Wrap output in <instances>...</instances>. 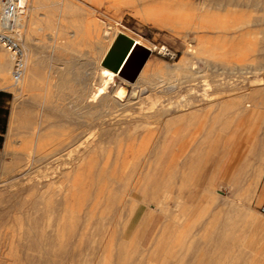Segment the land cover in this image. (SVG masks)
<instances>
[{"label":"rangeland","instance_id":"374dc122","mask_svg":"<svg viewBox=\"0 0 264 264\" xmlns=\"http://www.w3.org/2000/svg\"><path fill=\"white\" fill-rule=\"evenodd\" d=\"M217 1H20L28 7L22 14L23 28L18 30L21 44L27 35L41 63L37 79L21 93L12 86H0V264H103L104 253L109 255L104 264H115L116 257L104 247L112 240L113 244L153 242L154 237L146 236L144 229L151 221L155 228L170 233L163 247L176 241L173 244L191 248L219 237L222 224L227 225L230 218L238 221V214L231 215L235 206L255 213L249 215V221L253 217L264 223V215L258 211L264 197V0H223L226 4L221 10L215 6ZM216 25L224 26V45L214 50L217 33L211 26ZM116 27L151 49L145 62L148 66L133 83L112 76L104 95L90 102L88 95L102 80L99 59L108 43L103 30ZM22 50L25 56L23 45ZM0 51L10 56L1 45ZM207 59L210 66L205 64ZM9 71L11 68L6 72L7 85L12 83ZM216 79L220 84L213 81ZM240 94L247 96L244 102L254 101L243 113L234 107ZM165 105L176 112L165 110ZM154 112L161 122L155 121ZM188 117L194 122L191 126ZM75 122L83 130L100 123L94 137L99 143L84 151L83 157L91 159L84 163L85 176L89 167L91 171L82 182V191L72 187L71 177L59 174L68 166L57 164L58 169L52 165L63 159L64 152L52 145L51 132L60 138ZM188 128L196 140L193 149L192 143L186 146L175 170L160 168L163 153L173 147V132H183V136ZM145 132L147 137L152 135L156 148L145 176L142 178L144 160L131 155L128 172L114 173L113 165L125 147L131 142L137 145ZM53 172L59 174L55 179ZM134 202L138 209L129 206ZM64 219V227L53 232L51 222ZM120 226L131 235L119 237ZM175 231L179 235L171 237ZM238 231L234 236L239 235L240 241L236 249L232 247L237 260L233 258L232 263L264 264V229L252 225L242 239ZM51 232L55 248L42 237ZM135 232L142 238H134ZM215 249L205 246L200 257L220 258L213 254ZM241 249L243 254L238 257ZM176 254L170 256L172 261L168 256L152 260L147 252L134 254L129 264H161L160 259L162 264H166L163 260L183 264Z\"/></svg>","mask_w":264,"mask_h":264},{"label":"bare ground","instance_id":"6f19581e","mask_svg":"<svg viewBox=\"0 0 264 264\" xmlns=\"http://www.w3.org/2000/svg\"><path fill=\"white\" fill-rule=\"evenodd\" d=\"M18 1H21V0H18ZM40 1H42V0H40ZM253 1V0H252ZM36 2H37V0H36ZM203 2H204V0H203ZM38 3V5H42V6H44V3L43 2H37ZM37 3H35V4H37ZM42 3V4H41ZM46 3V2H45ZM256 3L257 4H260V2H257L256 1ZM226 3H224V1L223 0H219V1H217V3H216V5L215 6H217V8L219 9V10H221L223 7H224V5H225ZM25 5V4H24ZM27 5V4H26ZM36 6V7H38V8H40V6ZM254 5V4H253ZM204 6H206L205 4H204ZM28 7H26L25 6V9H27ZM37 9V8H36ZM152 11H154L155 9L154 8H152L151 9ZM155 11H157V10H155ZM25 14V13H24ZM23 14V15H24ZM23 15H19L17 18H16V24H17V28H18V30H21L22 28H23V22H22V18H23ZM51 17V16H50ZM220 20V19H219ZM24 21V20H23ZM214 22V21H213ZM50 23V22H49ZM222 24V23H221ZM208 28H210V26L208 27ZM211 29L212 30H214L217 34H216V37H215V39L217 40H215V43H214V45H213V49L214 50H217V49H219L220 47H222L223 45H224V41L221 39V34L224 32V26L223 25H216V26H211ZM2 30V28H1V23H0V31ZM17 30V35L19 36V38H20V34H18V31ZM111 31H113L112 33H111ZM120 34H124L125 35V33L122 31V30H120V29H118L117 27L116 28H114L113 30H112V28H107V29H104L103 30V36H104V38H107L108 39V43H107V45H106V47L104 48V51H103V54H102V56L100 57V59H99V63H101V65H100V71H101V76H102V80H101V83H99V84H97L96 86H94V88H93V90L91 91V93H90V95H88V98H89V101L90 102H96L99 98H101L103 95H104V93H105V91H107L106 89H107V85H108V82L110 81V79L112 78V76H114V75H118L120 78H122V79H124V80H126L127 82H129V83H133L136 79H137V77H140V76H142L143 74H144V72L146 71V68H147V66H148V64L146 63H144L145 65H143L142 66V68L140 69V71H139V73H138V75H137V77L133 80V81H129V80H127L126 78H124L123 76H121V75H119V73H117V72H115L114 70H112L111 68H109L108 67V63L106 62V61H104V58H105V56H106V54H107V52H108V50H109V48L111 47V45L113 44V42H114V40L120 35ZM127 36V35H126ZM22 37V36H21ZM129 37V36H128ZM21 39V38H20ZM133 39V38H132ZM200 39V38H199ZM23 40V39H22ZM40 40V39H39ZM39 40H37V41H39ZM135 42H137V43H139L136 39H133ZM203 40V39H202ZM221 40V41H220ZM36 41V42H37ZM40 41H42L43 42V40H40ZM206 41V40H205ZM209 41V40H208ZM210 42V41H209ZM141 43V42H140ZM22 45H23V47H24V50H25V56L23 55V61H24V71H23V74H22V77L17 81V82H14L13 81V79H12V75H11V79H12V83L11 84H6V83H8V79H6V76H8V74H6V72L8 71V70H10V68H11V72H12V66H13V60H14V56H13V54L9 51V53H10V56L9 55H5V53L3 54V53H0V86H5V87H10V86H12L13 88H14V90L15 91H17V90H20V93L22 92V91H24V90H26L27 88H29V86H30V84H32V82H33V80H35V79H37V73H38V67H39V64L41 63V60L40 59H37L36 57H39V56H35V51L33 50V48H32V44H31V42H30V38L26 35V37H25V39L23 40V42H22V44H21V48H22ZM143 46H144V44H142ZM2 46V45H1ZM211 46V48H212V45H210ZM34 47V46H33ZM145 47H146V45H145ZM5 48V47H4ZM147 48V47H146ZM200 48V47H199ZM34 49H36V48H34ZM148 49H149V47H148ZM5 50H6V48H5ZM8 50V49H7ZM23 51V50H22ZM38 51V50H37ZM150 51H151V49H150ZM198 51V50H197ZM1 52V51H0ZM8 53V52H7ZM38 52H36V54H37ZM196 55V54H195ZM104 57V58H103ZM191 60V59H190ZM146 62V61H145ZM205 64H206V66H210L209 65V60L207 59V60H205ZM147 65V66H146ZM195 65V64H194ZM10 72V71H9ZM10 72V73H11ZM48 72H49V69H48ZM8 73V72H7ZM6 74V75H5ZM49 74V73H48ZM168 81V80H167ZM215 83H218L219 81H221L220 79H216V80H213ZM45 83V82H44ZM218 84H220V83H218ZM37 89V88H36ZM119 89V88H118ZM13 90V89H12ZM51 91V90H50ZM164 91V90H163ZM173 91V90H172ZM171 91V92H172ZM247 91V90H246ZM52 92V91H51ZM87 94V93H86ZM170 94H172V93H170ZM118 95L119 96H122V92L121 91H119L118 92ZM165 95V94H164ZM163 95V96H164ZM241 95V94H240ZM49 96V95H48ZM247 97V96H246ZM246 97L245 98H243V96L241 95V96H239V100L236 102V106H234V107H236L237 109H238V111L240 110V111H242V110H244V112L246 111V108L247 107H249V106H254V101L252 102L251 100H248V101H246L245 100V102L243 101V99H246ZM38 98V97H37ZM251 98V97H250ZM51 99V98H50ZM249 99V98H248ZM48 100V99H47ZM195 102V101H194ZM187 103V102H186ZM241 103H244V105H241ZM52 104V103H51ZM54 104V103H53ZM188 104H190V102H188ZM192 104V103H191ZM170 105V104H169ZM168 105V106H169ZM179 105L180 104H178V108H179ZM183 105V104H182ZM184 105L186 106V104L184 103ZM35 106V105H34ZM57 106V105H56ZM166 106V108L165 107H163V110H164V108H165V110H170V111H173V112H176V110L175 109H169V107L167 106V105H165ZM176 106V105H175ZM188 106H190V105H188ZM192 106V105H191ZM197 106V105H196ZM203 106V105H202ZM36 107V106H35ZM193 107H194V105H193ZM199 107H201V105L199 106ZM181 108V107H180ZM192 108V107H191ZM203 108V107H202ZM235 108V109H236ZM160 109H162V108H160ZM183 109V108H182ZM199 109H201V108H199ZM198 109V110H199ZM164 110V111H165ZM202 110V109H201ZM237 111V112H238ZM158 112H160V111H158ZM157 112V113H158ZM168 112V111H167ZM199 112V111H198ZM204 112V111H203ZM52 113V112H51ZM165 113H166V111H165ZM242 113H243V111H242ZM154 114H155V112H154ZM153 113H152V115H154ZM160 114H162V113H160ZM167 114V113H166ZM191 114V113H190ZM194 114V113H193ZM234 114V113H233ZM241 114V113H240ZM247 114V113H246ZM115 115V114H114ZM152 115H151V117H152ZM157 114H155V118L157 117L156 116ZM170 115V114H169ZM172 115V114H171ZM170 115V116H171ZM167 116V115H166ZM244 116V115H243ZM105 117V116H104ZM169 117V116H168ZM43 118V117H42ZM165 118V117H164ZM167 118V117H166ZM46 119H48V118H46ZM157 119V118H156ZM188 119V121H189V124H190V126L191 125H193L192 123H194V122H192V119L190 118V117H188L187 118ZM68 120V119H67ZM162 120V119H161ZM217 120V119H216ZM117 121V120H116ZM155 121H158V119L157 120H155ZM160 121V120H159ZM158 121V122H159ZM195 121V120H194ZM161 122V121H160ZM12 123H13V119L11 120V125H12ZM62 123V122H61ZM206 123H209V122H206ZM99 124L100 123H97V124H94V125H89L90 127L87 129V130H83L82 128H81V126H80V124L78 123V122H75L72 126H68V128H67V131L65 132V133H62V136L60 137V138H57L56 136H57V134L54 132V131H52L51 132V143H52V145H54V146H57V145H59V147H60V150H63L62 152H60V153H63L62 154V156H63V159H61V160H59V162L61 163H58V160L56 161V163L54 164L53 162V164L52 165H56L57 166V164H59V165H61L60 167L62 168V165L64 166V167H66V166H68V167H66L65 169H61V170H59V174L61 175V177H71V185H72V187H74V189L75 190H80V191H82V182H83V180H84V178L85 177H89V175H90V167L88 168V170H87V176H85V173H84V163H86L87 162V164L88 163H90V161H91V159L89 158V159H85V157H83L84 156V153L87 151V150H89V149H91L93 146H95L97 143H99V139L97 138V139H94V137H95V135H96V130H97V126H99ZM103 124V123H102ZM116 124H117V122H116ZM156 124V123H155ZM160 124V123H159ZM210 124V123H209ZM157 125V124H156ZM206 125V124H205ZM219 125H220V122H219ZM100 127V126H99ZM168 127V126H167ZM166 127V128H167ZM224 127V126H223ZM149 128V127H148ZM206 129V128H205ZM212 129V128H211ZM205 132H206V130H204ZM203 131V132H204ZM165 132V131H164ZM169 133V132H168ZM182 133L183 132H177V131H174L173 132V137H174V143H173V147H170L169 149H167L164 153H163V156H162V162H161V165H160V168H163V167H166L167 168V170L169 169L170 171H173V170H175L176 168V165L178 164V157H179V155H180V153L181 152H183L184 150H185V148H186V146H188L189 145V143H192L191 144V149H193V146H194V144L196 143V140H195V137L193 136V134H194V132L190 129V128H188V131H185L184 132V134H183V136H182ZM202 134V133H201ZM98 135V134H97ZM96 135V136H97ZM107 135V134H106ZM111 135V134H110ZM161 135H162V133H161ZM160 135V136H161ZM200 135V134H199ZM130 138V137H129ZM151 139H152V135H151V137H150V134L148 135V137H147V132H145V134L141 137V139L139 140V142L137 143V145H131L132 144V142H131V144L130 145H127L126 147H125V149H124V151H123V153L121 154V155H119V157H118V159H117V161L115 162V164L113 165V168H112V171L114 172V173H118L119 175H124V174H126L127 172H128V169H129V167H128V164L129 165H131L132 164V162L130 163L129 162V160H128V156H132L133 157V159H142V160H144L143 162H145L144 164L146 165L145 166V168H144V172H143V174H142V178L145 176V174H146V171H147V169L149 168V165H150V162H152V158H154V156L156 155V148H155V145L151 142ZM155 139V138H154ZM153 139V140H154ZM197 139V138H196ZM199 139V138H198ZM156 140H157V138H156ZM164 140V139H163ZM128 141H130V140H128ZM158 142V141H157ZM130 143V142H129ZM149 143H151V145H149ZM127 144H128V142H127ZM178 145L177 146V148L175 149V147H174V145ZM121 145V144H120ZM157 145V144H156ZM122 146V145H121ZM160 146V145H159ZM158 147V146H157ZM7 148V147H6ZM50 148H52V147H50ZM62 148V149H61ZM86 150V151H85ZM159 150V149H158ZM56 150H55V148H54V152H55ZM85 151V152H84ZM188 151V150H187ZM54 152L52 151V155L54 154ZM89 152V151H88ZM158 152V151H157ZM192 152H190V154H191ZM51 155V154H50ZM131 156H130V158H131ZM187 156H189V155H185L184 156V159L185 160H187ZM60 157V156H59ZM56 158H58V156L56 157ZM55 158V159H56ZM61 158V157H60ZM85 159V160H84ZM195 159V158H194ZM31 160V159H30ZM137 160H135V161H137ZM26 161V160H25ZM129 162V163H128ZM143 162H142V164H143ZM183 162V161H182ZM113 164V163H112ZM141 164V165H142ZM30 165V164H29ZM55 166V167H56ZM91 166V165H90ZM106 164L104 165V171L106 170ZM112 167V166H111ZM131 167V166H130ZM134 167H135V164H134ZM142 167V166H141ZM57 168H58V166H57ZM92 168V167H91ZM136 168V167H135ZM54 169V168H53ZM59 169V168H58ZM58 169H57V171H58ZM55 170H56V168H55ZM48 171V170H47ZM53 171V170H52ZM54 173V172H53ZM59 174L57 175H55V173H54V175H53V178H54V176H59ZM159 174V171L157 172V175ZM171 174V173H170ZM258 174V173H257ZM114 175V174H113ZM51 176H52V174H51ZM50 176V177H51ZM112 176V175H111ZM57 177H56V179H57ZM52 178V179H53ZM142 178H141V180H139V182L137 183V185L135 186V189H139L140 187H141V182H142ZM51 179V178H50ZM55 179V178H54ZM52 181V180H51ZM61 183V182H60ZM81 183V185L80 186H78V184H80ZM40 184H42V183H40ZM135 184V183H134ZM46 185V184H45ZM48 185V184H47ZM167 186V185H166ZM39 187H40V185H39ZM41 188H42V185H41ZM101 188V187H100ZM104 188H105V186H104ZM133 188V187H132ZM150 188L153 190V186L152 185H150ZM251 188V187H250ZM249 189V188H248ZM78 190V191H79ZM133 190V189H132ZM149 191V190H148ZM147 191V192H148ZM250 191V190H249ZM101 192V191H100ZM103 192V191H102ZM183 192V191H182ZM212 192V191H211ZM80 193V192H79ZM246 193V192H245ZM252 194V193H251ZM74 195V194H73ZM72 195V196H73ZM76 195V194H75ZM74 195V196H75ZM104 196V195H103ZM108 196L110 197V195L108 194ZM126 196V195H125ZM165 197H166V195H164ZM169 196V195H168ZM79 197H80V195H79ZM83 197H84V195H83ZM246 196H244V198H245ZM156 198V197H155ZM162 198V197H161ZM109 199V198H108ZM121 199V198H120ZM124 199V198H123ZM152 199V198H151ZM169 199V198H168ZM111 200V199H110ZM128 200H130V199H128ZM180 200V199H179ZM131 201V200H130ZM163 201V200H162ZM162 201H158L159 203H165V204H167L168 205V202H162ZM122 202V201H121ZM179 202V201H178ZM100 203V202H99ZM124 204V203H123ZM128 204V203H127ZM179 204H180V202H179ZM131 208H134V209H138V204H135V202L133 203V204H131V205H129ZM128 207V206H127ZM233 207V206H232ZM234 209V208H233ZM140 211V210H139ZM232 211V210H231ZM234 211V210H233ZM110 212V211H109ZM129 213H130V211H128ZM238 215H237V218H239V220L240 219H242L241 217H240V214L239 213H237ZM112 215V214H111ZM111 215H110V218H111ZM128 216L130 215V214H127ZM117 216V215H116ZM115 217V216H114ZM113 217V218H114ZM122 217V216H121ZM109 218V219H110ZM118 218V217H117ZM116 218V219H117ZM235 218V217H234ZM250 218V217H249ZM104 219V218H103ZM112 219V218H111ZM139 219V218H138ZM231 219V218H230ZM229 219V222L227 223V225L225 226L224 224H222L223 225V229H222V231H220V229H219V231H220V233H219V237H213V238H211L209 241H204L203 242V244H201V243H195V244H193L192 245V247L191 248H187L186 247V245H184V244H173V243H175V242H173V243H171V246L169 245V246H164L163 247V244L165 243V241H164V239L166 238L165 236H168V235H170V233L169 234H167V233H165V229H161V228H155L154 226H153V221H151L150 223H149V225L147 226L146 225V227L144 228L145 229V231H146V236H150V237H154V241L153 242H151V243H149V244H138V243H136V242H126V241H122V242H117V243H110V242H113V240L112 241H110L105 247H104V251H106L108 254H112V255H114L116 258L114 259V262H115V264H129V260L131 259V256L132 255H134V254H142V253H145L146 254V252L147 253H149V258L151 259V256H153L152 257V260H154L155 258H157V257H159L160 256V258H162V259H164L166 256H168L166 259H168L169 261H172V260H170V256L172 257V253L175 251V253H177L176 255H177V257L180 259H182L181 261L183 262V264H216V263H220V264H234V263H232V261L235 259V257H233V255L235 254H233V248L234 249H236L235 248V244H237L238 243V241H240L237 237L239 236V235H237V233H236V235H237V237L236 236H234L235 234V230L236 231H238L240 228H239V226H237L238 224H237V220H230ZM118 220H120L119 218H118ZM117 220V221H118ZM109 221V220H108ZM116 221V220H115ZM138 221V220H137ZM145 221H147V219L145 220ZM110 222H113V220L112 221H110ZM123 222H124V220H123ZM250 223H251V225H254V227L256 226V228L257 227H259V229L260 228H262V229H264V223H262L261 221H256V220H254L253 219V217H252V220H250L249 221ZM55 224V225H54ZM63 224H65V219L63 220V221H59L58 222V220L57 221H52L51 222V230L54 232V229L56 230V231H58L59 230V226L61 227V228H63L64 226H63ZM113 224H116V223H113ZM119 224V223H118ZM118 224H116L115 226H117ZM121 225V224H120ZM123 225V224H122ZM217 224H215L214 226L217 228V226H216ZM104 227V226H103ZM102 227V228H103ZM113 227V226H112ZM121 227V226H120ZM222 227V226H221ZM86 228V227H85ZM113 228H115V227H113ZM116 228H118V227H116ZM122 228V227H121ZM220 228V227H219ZM160 229V230H159ZM179 229H182V228H179ZM205 229H207V228H205ZM215 229V228H214ZM108 230H109V227H108ZM182 230H186V229H182ZM216 230V229H215ZM218 230V229H217ZM144 231V232H145ZM177 231V230H176ZM174 232L173 233V235L171 236V237H174V235L177 237L178 235H179V233L177 234V232ZM180 231V230H179ZM178 231V232H179ZM187 231V230H186ZM241 231V230H240ZM53 232H51L50 234H46V235H43L42 237H43V239L44 240H46V241H48V243L49 242H51V240H53L54 239V235H53ZM143 232V233H144ZM216 232H218V231H216ZM161 233V234H160ZM98 234V233H97ZM105 234V233H104ZM141 234V233H140ZM140 234L138 235L139 237H137V232H135V234H133V237L134 238H142L141 236H140ZM163 234V235H162ZM186 233H184L183 232V235H185ZM101 235V234H100ZM127 235H131V232H129V233H127L126 232V230H123V228H122V235H119V237H121L122 239L124 238L125 239V237H127ZM153 235V236H152ZM215 235H216V233H215ZM217 235H218V233H217ZM106 236V235H105ZM143 236V235H142ZM145 236V237H146ZM182 236V235H181ZM111 237H113L112 235H110V238ZM240 237V236H239ZM95 239V238H94ZM104 239V238H103ZM102 239V240H103ZM145 239V238H144ZM172 239V238H171ZM214 240V241H211V240ZM174 240H177V239H174ZM184 240V239H183ZM93 241H95V240H93ZM98 241V240H97ZM106 241H108V240H106ZM169 241H171V240H169ZM96 242V241H95ZM95 242H90V243H95ZM104 242V241H103ZM142 242V241H141ZM172 242V241H171ZM248 242H250V241H248ZM252 243V242H251ZM98 243H95V245H97ZM101 244V243H100ZM105 244H106V242H105ZM243 244V243H242ZM51 245V246H50ZM49 245V247H51V248H55V245H54V243L53 242H51V244ZM68 245V244H67ZM82 245V244H81ZM99 245V244H98ZM97 245V246H98ZM103 245V244H102ZM101 245V246H102ZM168 245V244H167ZM189 245H191V244H189ZM240 245V244H239ZM205 246H213V247H215L216 249L213 251V254H215V255H220V258H216V259H204V258H202V257H200V255H201V251H202V249L205 247ZM246 246L249 248L250 246H251V244L250 243H247L246 244ZM233 247V248H232ZM83 248V247H82ZM93 248V247H92ZM99 248H100V245H99ZM103 248V247H102ZM63 249V248H62ZM87 249V248H86ZM239 248H237V250H238ZM46 250V249H45ZM64 250H65V248H64ZM80 251H81V246H80V249H79ZM84 250V249H83ZM90 250H91V248H90ZM100 250V249H99ZM103 250V249H102ZM208 254H210V252H209V249H204ZM95 251V250H94ZM56 252V251H55ZM83 252V251H82ZM89 252V251H88ZM88 252L86 253L85 252V254H88ZM91 252V251H90ZM89 252V253H90ZM98 252V251H97ZM95 253L96 255L98 254V253ZM102 251H100V253H101ZM248 252V251H247ZM94 253V252H93ZM245 253V252H244ZM83 254V253H82ZM94 254V255H95ZM106 253H104V255H105ZM212 254V255H213ZM237 254H239L238 255V257H240L241 255L240 254H243L242 253V249H241V252H240V250H239V252H237ZM59 255H61V254H59ZM89 255V254H88ZM103 255V256H104ZM144 255V254H143ZM245 255V254H244ZM248 255V254H247ZM102 256V260L104 261V259L105 258H107V256L109 257V255H105L104 257ZM236 256V255H235ZM246 256V255H245ZM244 256V257H245ZM101 257V256H100ZM99 256H98V262H99V260L101 259ZM237 257V256H236ZM100 258V259H99ZM110 258H111V260H112V257L110 256ZM109 258V259H110ZM176 258V257H175ZM234 258V259H233ZM247 258V257H246ZM248 258H249V256H248ZM141 259V258H140ZM149 259V260H150ZM242 259V258H241ZM168 260H163V261H165L166 262V264L168 263L167 261ZM235 260H237V258L235 259ZM245 259H243V261H244ZM103 261H100V263L102 262L103 264H104V262ZM106 261V260H105ZM109 260H107V262H108ZM142 261V260H141ZM174 261V260H173ZM152 262V261H151ZM161 262V264H162V260L160 259V261H159V263ZM214 262V263H213ZM248 262V261H247ZM110 263H112V262H110ZM109 263V264H110ZM148 263V262H147ZM180 263V262H179ZM107 264V263H106ZM149 264H151V263H149ZM158 264V263H157ZM169 264V263H168ZM242 264V263H241Z\"/></svg>","mask_w":264,"mask_h":264},{"label":"built area","instance_id":"2783aa9c","mask_svg":"<svg viewBox=\"0 0 264 264\" xmlns=\"http://www.w3.org/2000/svg\"><path fill=\"white\" fill-rule=\"evenodd\" d=\"M25 5L18 0H0V45L8 49L13 56L12 79L17 82L24 71L23 51L21 39L17 35L16 18L22 15ZM258 211L264 215V197L258 205Z\"/></svg>","mask_w":264,"mask_h":264},{"label":"water","instance_id":"95a60500","mask_svg":"<svg viewBox=\"0 0 264 264\" xmlns=\"http://www.w3.org/2000/svg\"><path fill=\"white\" fill-rule=\"evenodd\" d=\"M149 55L150 49L135 42L132 38L120 34L109 48L104 61L119 75L133 81Z\"/></svg>","mask_w":264,"mask_h":264},{"label":"crops","instance_id":"0c3cea01","mask_svg":"<svg viewBox=\"0 0 264 264\" xmlns=\"http://www.w3.org/2000/svg\"><path fill=\"white\" fill-rule=\"evenodd\" d=\"M234 207V206H233ZM237 213H239L240 214V217L242 218V219H240L239 220V218H238V222H237V224L239 225V228L241 227V231H238V233L241 235V239L242 238H244V236H245V233H246V231H247V229L251 226L252 227V225H251V223L249 222V220H248V217H249V215H251V214H254L255 215V213L254 212H252V211H250V210H248V209H246L244 206H235L234 207V211H233V213L231 214L232 215V217H236V214ZM225 221V220H224ZM223 223V222H222Z\"/></svg>","mask_w":264,"mask_h":264},{"label":"trees","instance_id":"16d2710c","mask_svg":"<svg viewBox=\"0 0 264 264\" xmlns=\"http://www.w3.org/2000/svg\"><path fill=\"white\" fill-rule=\"evenodd\" d=\"M1 104H2V102H1V99H0V117H1V115L3 113ZM2 130H3V128L1 127V118H0V131H2Z\"/></svg>","mask_w":264,"mask_h":264}]
</instances>
